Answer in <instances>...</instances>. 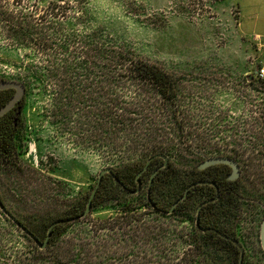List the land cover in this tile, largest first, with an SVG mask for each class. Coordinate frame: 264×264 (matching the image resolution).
Returning a JSON list of instances; mask_svg holds the SVG:
<instances>
[{
	"label": "rangeland",
	"instance_id": "obj_1",
	"mask_svg": "<svg viewBox=\"0 0 264 264\" xmlns=\"http://www.w3.org/2000/svg\"><path fill=\"white\" fill-rule=\"evenodd\" d=\"M49 1L25 4L40 9ZM90 16L118 45L176 78V108L168 106L176 117L159 120L172 167L168 185L162 184L156 195L164 210L170 207L163 201L171 193L170 182L178 175L189 177L192 167L218 156L193 153L192 148L220 147L228 157L247 148L245 156L264 159V81L257 77L264 68V0H93ZM27 54L0 39V77L26 88L15 136L18 165L0 161V198L43 237L42 223L83 200L98 173L113 163L86 147L87 142L78 144L80 136L92 134L89 124L96 122L88 113L96 110L88 94L94 85L105 84L84 81L81 92L77 88L69 98L64 95V105L56 104L51 90H43L31 76L22 80L27 76L23 65L40 59ZM97 91L102 109L105 98ZM159 102L154 106L159 108ZM162 163L158 160L154 167ZM227 172L212 169L197 177ZM148 177L134 209L127 210L128 202L109 192L42 250L0 211V264H232L233 252L219 246L213 252L194 225L195 209L206 192H196L183 211L164 215L143 206ZM239 182L232 186L240 198L235 215L223 208L215 212V221L243 244L245 264H264L259 240L264 187L243 175Z\"/></svg>",
	"mask_w": 264,
	"mask_h": 264
},
{
	"label": "trees",
	"instance_id": "obj_2",
	"mask_svg": "<svg viewBox=\"0 0 264 264\" xmlns=\"http://www.w3.org/2000/svg\"><path fill=\"white\" fill-rule=\"evenodd\" d=\"M25 2L26 0H0V39L6 40L17 48L24 49L28 52V56H40L37 63L30 62L23 65L27 76L22 80L25 82L27 77L31 76L41 85L43 90H51L53 99L59 105H64L65 96L69 98L71 94L76 92L77 88L78 92H81L80 86L84 81H91L90 86L94 85L95 82L105 84V86L94 85L96 90H93L92 95L88 94V100L94 102L93 106L96 108L94 112L89 111L88 113L93 114L96 122L89 124L93 129L92 134L86 137L80 136L78 144L84 146V142H87L86 147H91L98 156H105L112 161L113 166L111 168L114 175L124 187L121 188L112 176L105 174L92 200L91 210L95 205L104 201L109 192L127 201L128 206H131L127 210L134 209L133 207L138 204L139 194L147 174L149 177L143 206L152 208L147 199V190L150 187L152 203L158 209L164 210L156 195L162 184L168 185L166 182L171 178V164L168 162L165 168L159 169L153 177L152 184L149 185L152 172L164 163L162 158L154 157L140 176L141 188L139 192H135L137 189L136 175L146 164L147 161L143 163L145 159L148 160L158 154L166 157V154L171 152L167 145H164L163 139L166 134H162L164 130L160 128L159 120L162 121L166 116L168 119L170 116L173 119L176 117L175 112L168 110V106L174 110L176 108V78L157 64L137 58L124 46L118 45V41L112 34L93 23L90 16L93 0H52L40 9L35 4L29 6V3L25 4ZM90 86L88 87L90 88ZM97 89H100L102 97L105 98V101L102 102V109L98 106L101 104L99 101L101 93ZM158 99H160L159 103L161 104L159 108L154 106V102L156 104ZM91 106L88 105V107ZM62 118L67 119V116ZM13 125V118L0 124V161L5 165L17 167L18 146L12 134ZM238 145L243 148L242 142H238ZM205 149L202 146L192 148L191 151L197 153L196 151L204 150L208 154H218L217 157H228V153L221 150L220 147L209 146ZM246 151L247 148L239 153L234 150L235 155L229 157L237 163L240 170L239 177L229 185L233 186L240 183L243 175L250 179L253 184L264 187V159L256 156H245L244 152ZM158 160L163 163L154 167ZM212 169L226 171L229 170V167L217 165L202 171L198 170L196 166L189 170V177L176 176L170 182L171 193L164 196L163 199L170 205L169 210L173 203L185 193L190 184L206 180L197 176ZM223 183L226 184V182ZM203 188L206 186L200 184L190 188L186 198L174 207L173 213L168 215L183 211L191 197L196 192L203 191ZM91 192L61 216L44 221L41 225L43 237L16 216L15 218L40 242H43L48 227L54 220L76 217L84 212ZM239 199V195L234 190L226 191L219 199L215 212L220 213L225 208L229 216H234V209L237 208ZM252 201L262 205L260 201ZM196 213L197 208L195 209V219ZM215 217L216 214L211 215L210 221L202 224L199 216V226L214 229L221 234L233 237L219 226ZM65 225L67 224L53 227L48 245L62 235L61 228ZM194 225L198 230L195 220ZM199 233L201 239L212 247L213 252L218 246L225 251L233 252L232 264H238L240 251L229 242L211 230L200 231ZM25 237L33 243L26 235ZM243 264H245L244 258Z\"/></svg>",
	"mask_w": 264,
	"mask_h": 264
},
{
	"label": "water",
	"instance_id": "obj_3",
	"mask_svg": "<svg viewBox=\"0 0 264 264\" xmlns=\"http://www.w3.org/2000/svg\"><path fill=\"white\" fill-rule=\"evenodd\" d=\"M7 88H14L15 89V95L9 100V102L2 108L0 109V116L3 115L4 113H6L8 110H10L14 105L15 103L22 98V96L24 95L25 93V87L24 85H22L21 83L19 82H15V81H2L0 82V90L2 89H7ZM154 157H159V158H162L164 160V163L159 167L157 168L155 171L152 172L151 174V177H150V181H149V185L152 184L153 182V177L155 176V174L158 172L159 169L161 168H165L168 164V159L161 155V154H158V155H155V156H152L150 157L146 164L144 165V167L137 173L136 175V183H137V189L135 192H139L140 191V188H141V181H140V176L142 175V173L147 169L148 167V164L151 162V160L154 158ZM217 165H226L227 167H229L231 169V172L229 173L228 175V179L229 180H236L239 175H240V170H239V167L237 165V163L232 160L231 158L229 157H224V156H219V157H212V158H206L203 162H201L200 164H198L197 166V169L198 170H204L208 167H212V166H217ZM105 174H110L113 178V180L120 184L121 188H123V184L119 182L118 178L114 175V172L112 170V168H104L103 170H101L99 173H98V176H97V181L92 189V192L88 198V201H87V204H86V208L84 210V212L79 215V216H76V217H71V218H66V219H56L54 220L48 227V230H47V234H46V237L44 239L43 242H40L30 231H28V229L23 226L16 218L15 216L12 215V213L4 206L1 198H0V211L2 212V214L12 223L14 224L22 233H24L30 240L33 241V243L40 249H44L48 243H49V239L51 237V231L53 229L54 226L56 225H60V224H68V223H71V222H74V221H77V220H80L82 218H84L90 211H91V208H92V200L93 198L95 197V194L101 184V181H102V178ZM197 184H200V185H203V184H209V185H212V186H215V183L213 182H208V181H198L196 183H192L190 184L186 190H185V193L178 199L176 200L171 209L169 211H164V210H161V209H158L156 207V205L154 203H152L151 199H150V187H148V190H147V199H148V202L150 203V206L156 210L157 212L159 213H165V214H171L173 213V210H174V207L179 203L181 202L182 200H184L186 198V196L188 195V192H189V189L194 187L195 185ZM131 193H134V192H131ZM214 199L210 200V201H213ZM208 202V201H206ZM206 202H203L199 205L198 209H197V213H196V219H195V224L196 226L198 227V230H200L201 232H207L209 230L211 231H214L215 233H217L218 235H220L222 238H225L227 240H230L231 242L235 243L238 248H240V257H239V262L238 264H242V261H243V257H244V251L243 249L241 248L240 244L238 243V241H236L235 239H232L230 237H227L226 235L224 234H221L219 233L217 230H214V229H210V228H202L199 226V214H200V209L201 207L206 203ZM259 240H260V245H261V248H262V251L264 253V218L261 222V225H260V231H259Z\"/></svg>",
	"mask_w": 264,
	"mask_h": 264
},
{
	"label": "flooded vegetation",
	"instance_id": "obj_4",
	"mask_svg": "<svg viewBox=\"0 0 264 264\" xmlns=\"http://www.w3.org/2000/svg\"><path fill=\"white\" fill-rule=\"evenodd\" d=\"M2 81H10V80H5V79L0 77V82H2ZM15 82H17V81H15ZM25 93H26V90H25ZM25 93L22 96V98L19 99L10 110H8L6 113H4L3 115L0 116V124L8 122L9 119H12V118L14 119V125L12 127L13 128L12 134L14 135V140H15L16 134L19 131L21 115H22V111L25 107V104H24ZM14 95H15V89L14 88H7V89L0 90V109H2ZM17 120H18V123H17ZM208 168H210V167H208ZM208 168H206L204 170H207ZM204 170H202V171H204ZM228 171L229 172L225 173L224 175L222 173H216L215 176H212L209 179L205 178L206 180H203V181L213 182V183H215V186H212L209 184H203V186H206V188H203V192H206L207 195L205 196L203 201H201L199 203V205L203 202H206V201H208V202H206L200 209L199 216H200V221L202 224L207 223L209 218L211 217V215L215 214V207L219 203V199L221 198V196L224 195V193L226 191L231 192L233 190V187L231 185H229V183L234 182L235 180L231 181L228 179V175L231 172V169L229 168ZM107 175L111 176L110 174H107ZM223 182H226V184H224ZM212 199H214V200L210 201ZM250 202L254 203L253 201H250ZM199 205H198V207H199ZM198 207H197V209H198ZM262 209H264V207H262ZM227 237H230V236H227ZM230 238L235 239L240 244V242H239V240H237V238H235V237H230ZM223 239L226 240L227 242H229L238 251H240V248H238V246L235 243H233L230 240H227L225 238H223ZM240 246L244 251L243 244H240ZM242 264H243V261H242Z\"/></svg>",
	"mask_w": 264,
	"mask_h": 264
},
{
	"label": "built area",
	"instance_id": "obj_5",
	"mask_svg": "<svg viewBox=\"0 0 264 264\" xmlns=\"http://www.w3.org/2000/svg\"><path fill=\"white\" fill-rule=\"evenodd\" d=\"M257 77L264 81V68L257 72Z\"/></svg>",
	"mask_w": 264,
	"mask_h": 264
}]
</instances>
